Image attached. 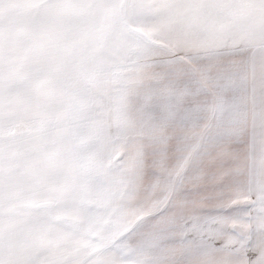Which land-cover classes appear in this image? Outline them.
Masks as SVG:
<instances>
[{
	"label": "snow or ice",
	"instance_id": "1",
	"mask_svg": "<svg viewBox=\"0 0 264 264\" xmlns=\"http://www.w3.org/2000/svg\"><path fill=\"white\" fill-rule=\"evenodd\" d=\"M0 264H264V0H0Z\"/></svg>",
	"mask_w": 264,
	"mask_h": 264
}]
</instances>
